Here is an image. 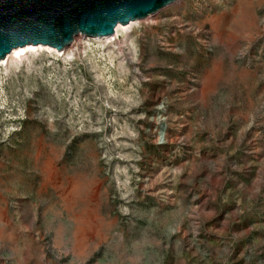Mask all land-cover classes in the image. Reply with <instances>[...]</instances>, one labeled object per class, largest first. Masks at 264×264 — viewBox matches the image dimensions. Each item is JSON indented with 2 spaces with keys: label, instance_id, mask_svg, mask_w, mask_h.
<instances>
[{
  "label": "rangeland",
  "instance_id": "374dc122",
  "mask_svg": "<svg viewBox=\"0 0 264 264\" xmlns=\"http://www.w3.org/2000/svg\"><path fill=\"white\" fill-rule=\"evenodd\" d=\"M136 22L0 64V264H264V0Z\"/></svg>",
  "mask_w": 264,
  "mask_h": 264
},
{
  "label": "water",
  "instance_id": "95a60500",
  "mask_svg": "<svg viewBox=\"0 0 264 264\" xmlns=\"http://www.w3.org/2000/svg\"><path fill=\"white\" fill-rule=\"evenodd\" d=\"M179 0H0V60L27 45L62 50L75 36L107 37L116 25Z\"/></svg>",
  "mask_w": 264,
  "mask_h": 264
},
{
  "label": "bare ground",
  "instance_id": "6f19581e",
  "mask_svg": "<svg viewBox=\"0 0 264 264\" xmlns=\"http://www.w3.org/2000/svg\"><path fill=\"white\" fill-rule=\"evenodd\" d=\"M181 0L175 2L174 4L180 2ZM147 18H151V16L147 17ZM138 24V22H130L127 25H121L118 24L116 25L115 29H114V33L110 36L107 37H90L93 38L94 40L99 41L101 44H110L111 42L115 41L116 38L118 37V33L120 31H131V29ZM81 38H87V36L84 35H77L74 37V39L72 40V42L67 45L66 47H64L62 50H57L53 47L50 46H44V45H27L25 47H21V48H16L13 49L12 52H10L3 60H0V64L2 65H6V70H9V67L12 66L15 69L20 67V64L22 63V61L24 59H28V54H34L36 52L39 51H50V52H54L56 54H61L62 56L69 58L72 56H76L78 54V52H80V47H81Z\"/></svg>",
  "mask_w": 264,
  "mask_h": 264
}]
</instances>
